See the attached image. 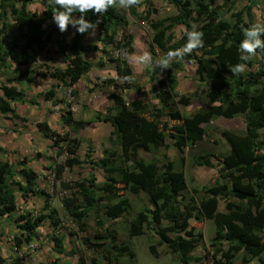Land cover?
Returning a JSON list of instances; mask_svg holds the SVG:
<instances>
[{"label":"trees","instance_id":"trees-1","mask_svg":"<svg viewBox=\"0 0 264 264\" xmlns=\"http://www.w3.org/2000/svg\"><path fill=\"white\" fill-rule=\"evenodd\" d=\"M167 1L176 6L178 13L152 20L153 0H142V5L145 6L142 17L150 21L153 30L151 53L155 55L157 49L169 52L182 48L187 43L186 32L175 40L174 28L183 25L185 29L191 30L194 23L197 24L196 29L204 34V47L185 56L183 60H174L171 68L165 70L163 77L158 75L155 67L148 70L149 79L155 83L154 93L160 103L159 107L146 103L142 96L126 102L119 93L109 94L114 106L106 113L98 112L95 118L111 123V136L119 145V150L111 151L106 148L103 157L95 161V165L105 173L102 184L97 182L92 172L89 177L73 183L62 179L66 168L70 169L82 163L77 155L81 139L64 136L67 140L68 156L64 162L54 166L55 177L61 180L63 188L74 191L72 196L63 198V206L82 230L86 229L84 218L87 213L90 209L95 210L98 217L96 225L101 232H96L94 238L101 241L93 243V246L104 252V264H118L122 257H127L129 261L136 260V251L127 242H116L119 240L116 232L105 227L97 209L100 201L108 200L103 206L111 218L117 219L130 211V199L119 197L116 192L117 185L147 195V205L134 217L126 220V229L130 237L149 234V250L153 256H159L157 245H164L168 253L178 257V264H203L210 253L207 251L201 256L193 254L197 246L204 241L203 234L197 232L196 227L191 224V219L196 217L214 222L215 234L211 239V246L220 256L221 264H234L239 253H242L241 261L244 264L255 258L259 259L260 264H264V51L258 50L257 60H240V43L245 38L241 26L249 27L253 23V5L245 6V14L240 10L236 11L234 21H229L221 18L219 9L229 3L233 8L236 0ZM32 2L33 0H0V17L6 20L3 28L13 25L7 21L11 16L18 30L10 48L0 44V114L3 115L12 113L18 116L13 103L23 102L25 93L17 84L25 79L29 83L35 81L33 73L36 70L17 69L13 67V63L18 67L29 66L32 61L38 59V51L45 48L53 35L56 36L59 52L68 61V66L56 69L50 74L71 87L72 95L78 96L76 84L92 68V62L84 54L96 49L97 45L85 44L88 33L79 34L72 26H69L67 32L61 33L52 21V11L56 9L52 0H42V18L29 8ZM127 9L131 15L141 16L137 7ZM73 15L78 16L79 13ZM86 16L93 22L98 19L90 12ZM46 20L51 21L49 30L43 26ZM128 24L129 18L119 5L109 8L99 23L102 51L107 61L115 62L117 70V78H106L104 82L124 88L133 87L144 95L143 88L138 83L124 81L120 85L117 82L118 79L129 78L133 71L125 59L110 56L107 50L108 46L117 44V47H122L127 52L132 51V35L123 34V43L122 38L118 36L119 30ZM70 30H74V35L71 41L67 42L65 37ZM261 38L264 39V36ZM194 58L195 74L204 84L210 106L186 114L178 108V104L189 106L191 101L179 95L177 91L178 71L184 66L185 60ZM239 63H246L247 67L257 64L259 67L234 76L228 66ZM98 64L104 65V59ZM2 67H6L12 74L8 79L10 85L1 81ZM55 96V87L44 93L46 100L57 105L61 100ZM238 115L244 116V130L238 132L224 129L222 137L227 146L224 152L215 155L205 146L191 156L194 167H215L214 158H217L219 169L214 183L201 189L193 187V195L189 196L188 200H182L187 189V180L184 172L177 168L174 160L165 151L166 131H169L178 152L184 153L187 146H196L198 141L204 139V123L218 117L233 118ZM164 117L168 119L164 120ZM62 118L64 125L75 132L86 124L84 120L75 118L71 109L63 112ZM38 126L47 137L55 134L46 121L39 122ZM93 149L94 147L89 145V150L85 153L86 163L91 160ZM142 152L149 153L150 157L145 158ZM19 163L20 171L26 178V186L15 178L17 171L12 163L9 160H0V219L16 208L14 185L19 188L25 199L29 196V190L44 195L43 210H49V213L40 212L36 217H18L17 226L25 235L23 239L15 235L17 247H21L24 242L33 241L37 229L47 217L55 224L58 216V209L51 205L50 194L44 189H34L37 186L38 172L27 165L28 158L24 157ZM97 191L101 192L99 196L96 195ZM221 198L226 200L225 210L220 209ZM115 199L117 200L113 202ZM53 239L58 252L64 253V236L56 234ZM107 239H111L108 244L105 243ZM85 240L89 242L90 238L85 237ZM71 253L74 254L75 251ZM24 261L25 256L17 254L11 264H24ZM4 262L5 258L0 254V264ZM59 262L58 259L55 264ZM93 263L96 264L95 261ZM64 264H87V260L80 255L77 262L67 261Z\"/></svg>","mask_w":264,"mask_h":264},{"label":"rangeland","instance_id":"rangeland-1","mask_svg":"<svg viewBox=\"0 0 264 264\" xmlns=\"http://www.w3.org/2000/svg\"><path fill=\"white\" fill-rule=\"evenodd\" d=\"M256 4L260 6L255 10L256 20L254 19L253 23L264 24V0H236L233 8L230 3L227 6H222L219 9L220 16L222 19L234 21V13L236 11L240 10L245 14V6L253 5V12V8L257 6ZM29 8L38 17H44L42 0H33ZM122 9L129 18V24L127 27L119 30L118 36L121 39L123 34L132 35V51L127 52L124 48L117 47L116 44L108 46V54L113 57L125 59L133 71V74L129 78L118 79L117 82L120 85L124 81H128L131 84L138 83L143 88L144 95L140 94L133 87L124 88L122 86H115L113 83L106 84L104 82L106 78H117V74L116 76L112 75L109 68L101 72L102 74H98L99 67H101L98 64L99 61L101 59L107 61L102 51L103 45L100 41L102 34L100 36L99 29L96 30L94 36L90 35L87 40V44H96L97 48L88 51L90 61L93 62V68L90 73L86 74L80 80L82 89L80 86H76L78 96L72 95L71 87L66 86L62 81L50 74L56 69H63L57 64L61 63L63 57L61 58L58 55L60 52L59 44L55 41L56 36L47 42L45 49L38 51V59L32 61L29 66L18 67L13 63V67L17 69L27 68L33 71L36 70L33 73L35 81L29 83L25 79L20 84H17L24 89L25 93L23 102L18 101L13 103V107L16 109L18 116H14L12 113L6 115L0 114V147L2 148L0 150V160H9L12 163L17 171L15 178L26 186V178L20 171L19 162L24 157H27V165L38 172L37 186L34 189L36 191L44 189L50 194L51 205L58 209V216L55 224L47 217L37 229L36 238L29 243L24 242L21 247H17L14 241L15 235H18L22 239L25 235L23 230L17 226L16 221L18 217L21 215L36 217L40 212L49 213V210H43L45 202L44 195L29 190V196L25 199L22 197L19 188L14 185L16 189V208L0 219V254L5 258L4 264H11L17 254L25 256L24 264H55L58 262V259L60 260L59 264H64L67 261L75 263L80 255L86 258L87 264H94V261L96 264H104L106 262L104 252L93 246V243H99L101 241L94 238L96 232H101L96 225L98 217L95 214V210L90 209L87 213L84 218L86 229L82 230L79 223L70 217L63 206V198L72 196L74 190L62 187L61 180L55 177L54 166L64 162L68 156L66 150L67 140L64 139V136L70 135V137H78L81 139V145L77 155L82 163L76 164L73 169L66 168L62 179L73 183L89 177V174L92 172L96 178L98 175L100 179L105 180L103 169L95 165V161L103 157L106 148L111 151L119 150V145L116 143L114 137L111 136L113 131L111 123L95 118L98 112L106 113L111 109H106V106L103 104V99H111L109 94L115 92L121 94L126 102H130L141 96L144 101L146 99L153 103L157 102L154 93L155 84L149 79L148 70H152L155 67V71L159 73L158 75L163 77L166 69L161 72V69L154 64L151 66L137 64L133 57L148 52L155 61V59L164 56L167 52L157 49V53L153 55L150 51L153 30L150 26V21L142 17L145 9L144 5L138 8L141 16H133L129 13L128 9ZM151 11L152 20L163 19L178 13L176 6L167 0H153ZM5 21L0 17V44L5 48H10L12 41L16 38L18 30L11 16L7 20L13 24L11 27L4 29L2 25ZM194 24L197 28V24ZM50 25V20L44 21L43 26L47 30H49ZM184 31L185 26H176L174 28L175 40L181 38ZM120 39L118 38V41ZM124 41V38H122L121 43ZM122 54H128L130 62ZM258 58V54L252 57V59L256 60ZM109 63L111 62L109 61ZM258 67L255 64L253 67H247L246 71L257 69ZM195 68L196 61L194 58L190 61L185 60L184 66L178 71L179 85L177 91L179 95L185 96L191 101L189 106L178 104V108L186 114L195 108L210 105L206 97L204 84L196 77ZM1 72V81L10 85V81L8 80L12 76L10 71L6 67H2ZM52 87H55V97L61 100L57 105L53 104L50 100H46L44 97L45 91ZM33 100L36 102L31 103ZM69 109L72 110L75 118L86 122L84 128L75 132L69 126L66 128L63 127L64 123L63 125L61 123L63 122L62 113ZM163 119L166 120L168 118L164 117ZM42 121L48 122L56 136L55 134L51 137L45 136L38 126V123ZM202 126L204 128V139L198 141L196 146H187L184 153L178 152L174 146V140L170 137L169 131H166L167 147L165 151L174 160L177 168L184 172L187 180V189L184 192L185 196L182 200H188L189 196L193 195L192 188L195 186L200 189L204 186H211L218 175L219 163L217 158H214L216 162L215 167H194L191 163V156L205 146L215 155L224 152L227 146L223 141L222 132L224 129H233L242 132L245 127V119L243 115H238L233 118L218 117L209 123H204ZM111 137L113 140H111ZM89 145H92L94 149L91 153V160L86 163L85 153L89 150ZM142 156L149 158L150 154L142 152ZM99 184H102V182H99ZM116 192L119 194V197H128L130 199V211L126 215L117 219L111 218L105 206H103L108 200L100 201L97 209L101 215L100 219L105 223V227L109 231L116 232V236L119 239L116 242H127L136 251V260L132 259V261H129L127 257H122L117 263L129 264L135 261L136 264H178V257L168 253L164 245H157L158 257L150 253L149 234L136 237H130L128 235L126 220L134 217L139 210L147 205V195L134 191L131 188H125L122 185L116 186ZM100 194L101 192H96L97 196ZM196 197L198 196L196 195ZM81 203L83 206L85 205L82 201ZM225 208L226 200L221 198L220 209L225 210ZM191 224L196 227L197 232H201L204 236V241L195 250L197 255H204L207 251L210 253V256L204 260L203 264H221L219 260L220 256L215 253L211 246V239L215 234L214 222L206 218L194 217L191 219ZM56 234L64 236V247L66 249L64 253L60 254L57 250L53 239V235ZM85 237H89L90 241L87 242ZM156 241L157 238H155ZM108 242H111V239L105 240L106 244ZM72 251H75V253H71ZM241 257L242 253H239L234 264H244L241 261ZM262 258L264 259V253L262 254ZM246 264H260V261L258 258H255Z\"/></svg>","mask_w":264,"mask_h":264},{"label":"clouds","instance_id":"clouds-1","mask_svg":"<svg viewBox=\"0 0 264 264\" xmlns=\"http://www.w3.org/2000/svg\"><path fill=\"white\" fill-rule=\"evenodd\" d=\"M56 9L52 11V21L58 27L61 33L67 32L69 26H72L79 34L88 33L91 36L96 34L102 17L108 12L109 8L119 5L121 8H139L142 6V0H52ZM79 13L74 16V13ZM92 13L98 17L93 22L87 18V13ZM244 39L240 43L241 61H248L257 55L258 50L264 51V24L253 23L249 27L241 26ZM187 43L179 49L169 51L164 56L153 60L150 53L144 52L141 55L134 56L137 64L151 66L155 65L161 69L171 68L172 62L183 60L185 56L191 55L194 51L204 47L203 32L196 30L193 25L191 30L185 29ZM234 76H238L246 71V63H239L228 66Z\"/></svg>","mask_w":264,"mask_h":264},{"label":"crops","instance_id":"crops-1","mask_svg":"<svg viewBox=\"0 0 264 264\" xmlns=\"http://www.w3.org/2000/svg\"><path fill=\"white\" fill-rule=\"evenodd\" d=\"M257 5V4H256ZM258 6H260L259 4L257 5V6H255L254 8H253V15H254V19L256 20V13H255V10H257V8H258ZM100 34V33H99ZM74 35V30H70L69 32H68V34H67V36H66V41L67 42H70L71 41V38H72V36ZM100 36H101V34H100ZM90 37V35L88 34L86 37H85V40H84V42H85V44H87V40H88V38ZM53 38H55V35H53L52 36V38H51V40L53 39ZM55 41H56V39H55ZM46 48V47H45ZM44 48V49H45ZM42 51V50H41ZM40 53V52H39ZM89 52H86L84 55H85V57H87V58H89V54H88ZM61 58L63 57L61 54H58ZM122 56L124 57V58H126L129 62H130V59H129V56H128V54H122ZM60 58V59H61ZM101 58V57H100ZM63 59V60H62ZM61 59V63L59 64V63H57L61 68H66L67 66H68V61H66L64 58H62ZM90 59V58H89ZM92 62V61H91ZM93 63V62H92ZM94 66V65H93ZM93 68V67H92ZM91 68V69H92ZM107 68H109L110 69V71H111V74L112 75H114V76H116V74H117V70H116V65H115V63H113V62H111V63H109V61L107 62V61H105V64H104V66H101V67H99V73L98 74H102L101 72H103L105 69H107ZM152 68V67H151ZM91 72V70L88 72V73H90ZM96 72V71H95ZM87 73V74H88ZM85 76V75H84ZM83 76V77H84ZM82 79V78H81ZM155 84V83H154ZM80 86V88H81V85H80V81L76 84V86ZM82 89V88H81ZM157 100V99H156ZM145 102L146 103H148V104H150V105H155V106H157V107H159L160 106V103L158 102V100H157V102H150V101H147L146 99H145ZM103 104L106 106V109L108 108V109H110V108H112L113 106H114V102H113V100L112 99H103ZM208 106H210V105H208ZM208 106H201V107H199V108H206V107H208ZM199 108H195L194 110H196V109H199ZM193 110V111H194ZM193 111H191V112H193ZM191 112H189L188 114H190ZM62 123V125H63V122H61ZM63 127L64 128H66L67 126L66 125H63ZM147 158V157H146ZM75 167V166H74ZM73 167V168H74ZM72 168V169H73ZM97 182H104V179H100L99 178V176L97 175ZM194 255H197V253H196V251L193 253Z\"/></svg>","mask_w":264,"mask_h":264},{"label":"bare ground","instance_id":"bare-ground-1","mask_svg":"<svg viewBox=\"0 0 264 264\" xmlns=\"http://www.w3.org/2000/svg\"><path fill=\"white\" fill-rule=\"evenodd\" d=\"M139 45V44H138Z\"/></svg>","mask_w":264,"mask_h":264}]
</instances>
